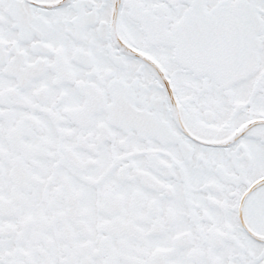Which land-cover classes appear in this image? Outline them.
Returning <instances> with one entry per match:
<instances>
[{
  "label": "snow or ice",
  "instance_id": "1",
  "mask_svg": "<svg viewBox=\"0 0 264 264\" xmlns=\"http://www.w3.org/2000/svg\"><path fill=\"white\" fill-rule=\"evenodd\" d=\"M0 264H264V0H0Z\"/></svg>",
  "mask_w": 264,
  "mask_h": 264
}]
</instances>
